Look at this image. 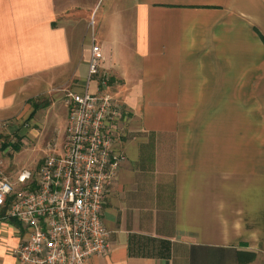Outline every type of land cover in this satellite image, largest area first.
<instances>
[{
    "label": "crops",
    "instance_id": "0c3cea01",
    "mask_svg": "<svg viewBox=\"0 0 264 264\" xmlns=\"http://www.w3.org/2000/svg\"><path fill=\"white\" fill-rule=\"evenodd\" d=\"M95 2L0 0V127L62 142L95 36L127 160L89 263L264 264V0H112L98 22ZM24 234L0 217V264Z\"/></svg>",
    "mask_w": 264,
    "mask_h": 264
},
{
    "label": "built area",
    "instance_id": "2783aa9c",
    "mask_svg": "<svg viewBox=\"0 0 264 264\" xmlns=\"http://www.w3.org/2000/svg\"><path fill=\"white\" fill-rule=\"evenodd\" d=\"M91 45L87 86L65 94L68 124L60 151L14 178L0 158V217L18 220L25 229L14 250L22 264H90L92 256L109 250L104 210L127 160L117 148L123 103L102 69L105 55L95 36Z\"/></svg>",
    "mask_w": 264,
    "mask_h": 264
},
{
    "label": "rangeland",
    "instance_id": "374dc122",
    "mask_svg": "<svg viewBox=\"0 0 264 264\" xmlns=\"http://www.w3.org/2000/svg\"><path fill=\"white\" fill-rule=\"evenodd\" d=\"M98 1L96 0L97 3ZM111 1L100 0L94 13V20L97 15L98 22ZM95 29L96 26L93 29L94 33ZM51 127L52 125H48L46 126L47 129L41 128L33 124V121L28 117L13 120L7 126L0 127V158L6 162L4 169L7 166L10 167L9 170H6L9 176L14 178L20 170L24 169L35 170L43 164L46 156L60 151L61 145L59 143L61 140L60 138L57 139V134L52 136ZM55 143H58L59 146L54 147ZM16 145H20L19 149Z\"/></svg>",
    "mask_w": 264,
    "mask_h": 264
},
{
    "label": "trees",
    "instance_id": "16d2710c",
    "mask_svg": "<svg viewBox=\"0 0 264 264\" xmlns=\"http://www.w3.org/2000/svg\"><path fill=\"white\" fill-rule=\"evenodd\" d=\"M19 146H20V145H16V147H17L18 149H19Z\"/></svg>",
    "mask_w": 264,
    "mask_h": 264
}]
</instances>
